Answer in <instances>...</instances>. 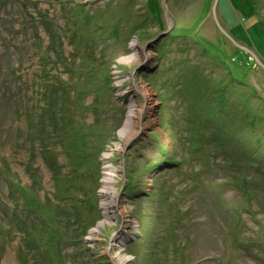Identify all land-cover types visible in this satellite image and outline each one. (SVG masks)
<instances>
[{
  "label": "rangeland",
  "instance_id": "1",
  "mask_svg": "<svg viewBox=\"0 0 264 264\" xmlns=\"http://www.w3.org/2000/svg\"><path fill=\"white\" fill-rule=\"evenodd\" d=\"M213 1L0 0V264H264V68ZM215 15L264 64V0Z\"/></svg>",
  "mask_w": 264,
  "mask_h": 264
},
{
  "label": "bare ground",
  "instance_id": "2",
  "mask_svg": "<svg viewBox=\"0 0 264 264\" xmlns=\"http://www.w3.org/2000/svg\"><path fill=\"white\" fill-rule=\"evenodd\" d=\"M137 56V51H134L133 53L126 55V56H121L119 60L124 61V62H130L134 59H136ZM139 114V105L136 104L133 100L129 102V109H128V114L126 117V120L122 126V128L118 131V135L122 140L128 139L131 134H132V128L133 125L136 122L137 116ZM104 170L102 172V178H101V190L102 192L107 191L108 188V181L112 179L113 171L114 169L108 165H104ZM110 200L108 197L104 196L101 198V204L103 207H106L107 203H109ZM105 214V213H104ZM95 232V228L91 229L89 231L90 236L93 235ZM113 256L117 259V264H125L127 259L129 258L127 254L120 253L118 249L114 250Z\"/></svg>",
  "mask_w": 264,
  "mask_h": 264
},
{
  "label": "water",
  "instance_id": "3",
  "mask_svg": "<svg viewBox=\"0 0 264 264\" xmlns=\"http://www.w3.org/2000/svg\"><path fill=\"white\" fill-rule=\"evenodd\" d=\"M216 3H217V0H214V1H213V4H212L211 12H212V16H213V18H214V20H215V23H216V25L219 27V29L221 30V32H222L224 35H226V36L228 37V39L231 40L236 46H238V47L241 48L242 50L248 52V53L252 56V58L255 59L256 63H257L258 65H260L261 67L264 68V64H262V63L256 58V56H255V55H254L249 49H247L246 47L241 46V45H238L237 43H235V42H234V41H233V40L227 35V33L224 32V30L220 27V25L218 24V21L216 20V15H215V7H216ZM164 15H165L166 23L169 24V19H168V17L166 16V7H165V5H164ZM138 70H140V68H139ZM150 70H151V69H150ZM152 70H153V69H152ZM152 70H151V71H152Z\"/></svg>",
  "mask_w": 264,
  "mask_h": 264
},
{
  "label": "crops",
  "instance_id": "4",
  "mask_svg": "<svg viewBox=\"0 0 264 264\" xmlns=\"http://www.w3.org/2000/svg\"><path fill=\"white\" fill-rule=\"evenodd\" d=\"M254 17V16H253ZM261 29V28H260Z\"/></svg>",
  "mask_w": 264,
  "mask_h": 264
}]
</instances>
